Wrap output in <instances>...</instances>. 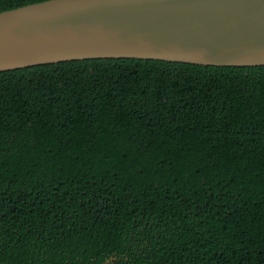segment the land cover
<instances>
[{"label": "trees", "instance_id": "1", "mask_svg": "<svg viewBox=\"0 0 264 264\" xmlns=\"http://www.w3.org/2000/svg\"><path fill=\"white\" fill-rule=\"evenodd\" d=\"M0 264H264V65L0 72Z\"/></svg>", "mask_w": 264, "mask_h": 264}, {"label": "water", "instance_id": "2", "mask_svg": "<svg viewBox=\"0 0 264 264\" xmlns=\"http://www.w3.org/2000/svg\"><path fill=\"white\" fill-rule=\"evenodd\" d=\"M136 58L264 65V0H45L0 12V72Z\"/></svg>", "mask_w": 264, "mask_h": 264}]
</instances>
